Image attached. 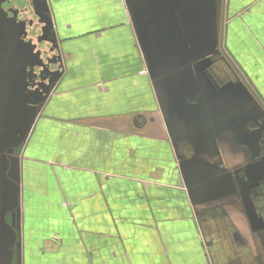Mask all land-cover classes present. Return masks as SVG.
Masks as SVG:
<instances>
[{"label":"crops","instance_id":"crops-1","mask_svg":"<svg viewBox=\"0 0 264 264\" xmlns=\"http://www.w3.org/2000/svg\"><path fill=\"white\" fill-rule=\"evenodd\" d=\"M146 2L20 13L59 67L2 151L17 264H264V0Z\"/></svg>","mask_w":264,"mask_h":264},{"label":"water","instance_id":"water-1","mask_svg":"<svg viewBox=\"0 0 264 264\" xmlns=\"http://www.w3.org/2000/svg\"><path fill=\"white\" fill-rule=\"evenodd\" d=\"M3 1L0 0V264H11L14 257L12 247L16 242V233L11 228L13 232L11 236L6 234V227H10L5 221V216L7 212L18 206L20 193L18 184L13 182L6 171L9 165L2 151L5 145H8L9 140L14 141V131L21 124L26 123L24 124L25 132L21 137L23 139L33 122L34 115L32 111H29L27 101L29 96L26 92L31 74L28 68L35 65L36 61L31 47L27 46L30 42L24 41L25 22H19L15 16H9L8 11L3 7ZM151 1V7H148V2L145 3L147 4L143 10L145 16L152 13L151 8H156V0ZM16 104L18 109L22 107L26 113L24 114L22 110L18 111L16 115L20 117H11V120L8 118L5 120L6 126H3L5 128L2 129V118L7 108L11 111L17 107ZM21 114L25 116L22 117ZM8 201L15 202V205L12 203L8 207Z\"/></svg>","mask_w":264,"mask_h":264},{"label":"rangeland","instance_id":"rangeland-1","mask_svg":"<svg viewBox=\"0 0 264 264\" xmlns=\"http://www.w3.org/2000/svg\"><path fill=\"white\" fill-rule=\"evenodd\" d=\"M196 1H197V3L201 4L200 8H201L202 13L206 12L209 9L210 4H211L210 0H196ZM11 3L13 5L12 4L9 5L7 3H6V5L10 7L11 11L13 10L17 13L18 19L20 17V13L22 16H25L24 13H26L27 15L32 16V17L35 15L33 12V9L31 7H28V0H11ZM19 8L22 10L19 11ZM24 9H25V11H24ZM23 21L25 22V24L28 25V19L25 18ZM19 22H20V19H19ZM43 39L44 38L40 37V36L35 37V38L28 36L26 39V40H31V43L28 44L27 46L31 47L36 63L39 62L40 63L39 65H41V68L36 65L32 71V73L35 75L34 81L38 80L37 74H39L42 70L48 76L51 71H53L54 69L59 67V64L57 63V59H58L59 54H58V50L56 49V46H52L51 43H49V42H48V44L45 43L44 41H47V39L46 40H43ZM39 53L41 55V61H40ZM45 59H47L46 62H44ZM47 76L45 77V79L47 78ZM38 81H40V80H38ZM45 83L48 84V79H46ZM43 91H44V89H43ZM29 92H30L31 96H33V97L37 96V94L34 93L32 87L30 88ZM30 106H31V104L28 102L29 111H31Z\"/></svg>","mask_w":264,"mask_h":264},{"label":"flooded vegetation","instance_id":"flooded-vegetation-1","mask_svg":"<svg viewBox=\"0 0 264 264\" xmlns=\"http://www.w3.org/2000/svg\"><path fill=\"white\" fill-rule=\"evenodd\" d=\"M3 6H4V8L5 9H7V10H9L10 9V7L9 6H7L6 5V2H4L3 3ZM9 12H10V10H9ZM10 15H11V13H9ZM221 54V56L224 58V51H220V53H219V55ZM256 103V107L257 108H259L260 109V111H262V113H263V115H264V108L259 104V102H255ZM18 151V148L15 150V152L14 153H16ZM17 211V208L16 209H14L13 211H11V212H9V213H7L6 214V216H5V221L9 224V226L11 227H13V230H15V229H17V228H19V224H18V220H19V218H18V213L16 212ZM17 213V214H16ZM11 227V228H12ZM16 248V247H15ZM14 248V249H15ZM14 261L12 262L13 264H17V262L16 261H18L17 260V252H15L14 251Z\"/></svg>","mask_w":264,"mask_h":264}]
</instances>
